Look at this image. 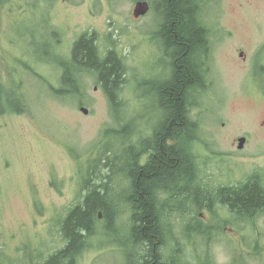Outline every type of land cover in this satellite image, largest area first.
Wrapping results in <instances>:
<instances>
[{"label": "rangeland", "instance_id": "1", "mask_svg": "<svg viewBox=\"0 0 264 264\" xmlns=\"http://www.w3.org/2000/svg\"><path fill=\"white\" fill-rule=\"evenodd\" d=\"M139 1L149 2L151 10L136 19ZM206 3L202 15L213 37L205 74L209 89L192 91L191 109L206 129L202 137L217 147L199 155L193 151L198 156L190 158L210 171L208 187L215 188L220 180L236 186L254 175L264 184V0ZM20 5L10 2L0 13L2 95L14 89L11 69L16 60L30 63L50 86L60 87L61 70L42 58L55 30L60 33L56 50L61 57L69 56L76 39L89 33L101 54L114 49L126 66L119 120L94 75H83L85 94L69 99L53 97L36 76L32 83L25 79L31 115L12 111L5 102L9 96L0 100V264H43L67 245L61 222L79 197L90 162L106 153L111 161L120 163V157L126 164V148L151 134L161 116L150 89L167 80L171 70L156 36L158 18L151 0H42L35 10L25 1ZM33 51L40 59L27 54ZM238 137L249 141L243 151L231 147ZM224 151L234 155H222ZM112 177L115 193L125 192L123 175ZM194 196L189 190L187 214L176 209L168 218L187 264H264V215L253 224L260 249L251 251L247 245L254 244V235L247 223L231 224L232 213L220 204L213 206L215 213L199 209ZM118 209L116 232L102 235L101 217L97 235L89 239L78 264L124 263L127 248L116 243L129 244L132 214L122 200ZM193 218L213 228L215 237L185 239L184 222ZM171 252L169 245L163 254Z\"/></svg>", "mask_w": 264, "mask_h": 264}, {"label": "trees", "instance_id": "2", "mask_svg": "<svg viewBox=\"0 0 264 264\" xmlns=\"http://www.w3.org/2000/svg\"><path fill=\"white\" fill-rule=\"evenodd\" d=\"M23 1L28 4L29 9L35 10L42 0H30L31 3L29 0H0V13L5 4L15 2L21 6ZM151 1L158 18L156 36L161 42L165 58L169 59L171 70L167 80L150 89L156 95L154 105L156 104L161 118L152 130L153 135L151 132V135L141 140L137 146L126 148L129 153L126 164L121 162L123 158L120 157V163L119 160L111 161L106 153L90 162L79 197L61 222L62 235L67 245L51 255L43 264H78L89 239L97 235L102 218L101 234H114L119 200L128 205L132 214L129 244L116 243L127 248L123 264H187L182 242L176 236L174 226L168 218L176 209L187 214L186 201L188 202L189 190H194L199 209L206 208L210 213H215L213 206L220 204L232 213L231 224L247 223L252 228L251 235H254V244L247 246L251 251L260 249V237L253 226L256 219L264 215V184L260 177L254 175L238 186L227 188V194H214L211 191L213 188H204V183L197 184L191 158L178 153V147L168 148L165 145L166 137L178 139L184 136L188 141L194 138L195 131L202 127L192 115L191 96L192 91L199 87L206 88L205 91L209 89L205 74L213 49V37L202 15V6L206 0ZM60 43V33L52 31L50 41L44 46L45 56L42 55V58L47 57L46 60H50L62 72L58 89L50 86L30 63L16 60L17 64L13 65V68H16L11 69L14 89L4 96L0 88V100L9 96L5 98V102L12 111L31 115V99L25 89V79L32 83V80L36 79L33 76H36L45 82L48 93L51 90L53 97L69 99L85 94L83 75H94L109 102L111 114L119 120L123 106L121 92L126 83V66L122 57L114 49L101 54L95 36L89 33L76 39L69 56L58 55L56 49ZM31 45L35 43L32 42ZM27 54L31 58L37 57L34 51ZM179 81L182 86L178 85ZM149 152L154 155L153 161H157L159 168L149 170ZM104 169H109L110 173L103 174ZM114 175H123L128 184L122 194L115 193L111 185ZM173 199L178 200L177 204H170ZM183 229L186 235L185 232H182V235L187 240H209L216 235L213 228L195 218L187 219V222L185 220ZM192 231H195L198 237H193ZM169 245L172 246V252L165 256L164 248Z\"/></svg>", "mask_w": 264, "mask_h": 264}, {"label": "flooded vegetation", "instance_id": "3", "mask_svg": "<svg viewBox=\"0 0 264 264\" xmlns=\"http://www.w3.org/2000/svg\"><path fill=\"white\" fill-rule=\"evenodd\" d=\"M178 85L182 86V83H180V81L178 82ZM183 94V93H182ZM153 130V128H152ZM206 129L204 128H198V131H195L196 136L194 138L188 139V141H186V137L184 136H180V138H164L165 139V145L170 148V147H178L180 154L183 155H188V157L190 156H198L199 154H201L202 152H211L214 151V149L217 147L216 144L211 143L212 141H207L206 137H202V134H207V132H203ZM151 135V134H150ZM149 135V136H150ZM152 135H153V131H152ZM209 135L213 136L215 135L214 133H209ZM241 138H245V137H238L235 138L231 144V147L234 149L235 147H237L238 145V150H239V140ZM246 139V145L247 146L249 144V141L247 138ZM245 148V147H244ZM186 150L188 151V153H186ZM244 149L240 150L243 151ZM198 153L195 154L194 152ZM200 152V153H199ZM236 154V153H235ZM222 155L228 156V155H234L228 152H222ZM153 154H151V152H149V170H152L153 168H159V165L157 164V161H153ZM193 165V170L195 172L194 174V178L196 180V182H199L201 184L204 183V188L208 187L207 182H209V180H211L212 177H210V171L209 170H204L203 167H201L200 164H195V163H191ZM200 169H202L200 171ZM179 174L181 173V170L179 169ZM221 181V180H220ZM219 181V182H220ZM247 180H243L240 183H244ZM217 183L216 187H209V188H213L211 191L214 194L219 195L220 193H225L227 194L228 192L225 191L227 188H231L234 187L230 184H228V182H224V183ZM238 186V185H237ZM228 230V229H226Z\"/></svg>", "mask_w": 264, "mask_h": 264}, {"label": "water", "instance_id": "4", "mask_svg": "<svg viewBox=\"0 0 264 264\" xmlns=\"http://www.w3.org/2000/svg\"><path fill=\"white\" fill-rule=\"evenodd\" d=\"M150 10H151V6H150L149 2H147V1H139V2L136 3L135 8H134V17L136 19L144 17L150 12ZM241 56L243 57L244 53H241ZM81 111L84 114H86V115L89 113L88 109H86L84 107L81 108ZM245 145H246V139L245 138H241L239 140V150L244 149ZM101 216L102 215H100V217Z\"/></svg>", "mask_w": 264, "mask_h": 264}]
</instances>
